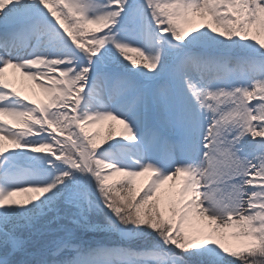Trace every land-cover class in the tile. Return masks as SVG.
Wrapping results in <instances>:
<instances>
[{
	"label": "snow or ice",
	"instance_id": "obj_1",
	"mask_svg": "<svg viewBox=\"0 0 264 264\" xmlns=\"http://www.w3.org/2000/svg\"><path fill=\"white\" fill-rule=\"evenodd\" d=\"M0 264H264V0H0Z\"/></svg>",
	"mask_w": 264,
	"mask_h": 264
},
{
	"label": "rangeland",
	"instance_id": "obj_2",
	"mask_svg": "<svg viewBox=\"0 0 264 264\" xmlns=\"http://www.w3.org/2000/svg\"><path fill=\"white\" fill-rule=\"evenodd\" d=\"M8 73H9V78L14 79L17 84H20V85L22 84L23 77H21L18 72L15 73V75H13L12 70H10V72H8ZM30 83H32L33 86L24 87L22 89L23 92H32L33 90L35 92H37L39 90L38 88L35 87V84L33 82L30 81ZM45 98L47 99V96H45ZM37 100H41V99L38 98ZM97 127H99V132L101 134V141H102V137L107 132V122L103 125H98ZM91 131H96V130L94 128V129H91ZM144 183H145V178H139L137 181V188H140ZM234 241L231 240L230 243H232V244L238 243L237 241H235V242Z\"/></svg>",
	"mask_w": 264,
	"mask_h": 264
},
{
	"label": "bare ground",
	"instance_id": "obj_3",
	"mask_svg": "<svg viewBox=\"0 0 264 264\" xmlns=\"http://www.w3.org/2000/svg\"><path fill=\"white\" fill-rule=\"evenodd\" d=\"M10 70L11 69H9L8 70V72H10ZM11 79V78H10ZM14 80V79H13ZM14 83H15V86L19 89V90H21V92H22V95H27V96H29L31 99H38V98H40L42 101H47V99L45 98V94L43 93V92H41L40 91V89L37 91V92H35L36 94L34 95L33 94V91L32 92H23L22 91V89L24 88V87H28V86H33V84L32 83H30V81L29 80H27L26 78H23V80H22V84L20 85V84H17L16 82H15V80H14ZM95 130L97 131H99V127H97V128H95ZM226 231H231V230H226ZM232 239H230L229 240V242L231 241ZM232 241H234V240H232ZM235 242V241H234Z\"/></svg>",
	"mask_w": 264,
	"mask_h": 264
}]
</instances>
